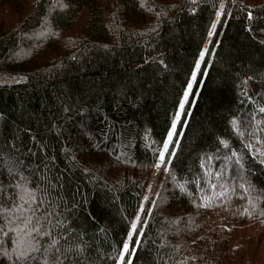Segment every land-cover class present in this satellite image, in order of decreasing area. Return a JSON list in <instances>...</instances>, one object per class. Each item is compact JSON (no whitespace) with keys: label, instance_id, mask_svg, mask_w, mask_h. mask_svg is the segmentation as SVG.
Wrapping results in <instances>:
<instances>
[{"label":"trees","instance_id":"obj_1","mask_svg":"<svg viewBox=\"0 0 264 264\" xmlns=\"http://www.w3.org/2000/svg\"><path fill=\"white\" fill-rule=\"evenodd\" d=\"M261 108L264 0H0V264H264Z\"/></svg>","mask_w":264,"mask_h":264},{"label":"snow or ice","instance_id":"obj_2","mask_svg":"<svg viewBox=\"0 0 264 264\" xmlns=\"http://www.w3.org/2000/svg\"><path fill=\"white\" fill-rule=\"evenodd\" d=\"M215 27V25H213ZM211 35V33H210ZM204 53L201 52V58H203ZM197 68H199V62H197ZM196 73H193V79H195ZM191 88V84H189ZM188 93H185V99H187ZM184 102H181V108H183ZM260 112H264V108L260 109ZM179 116V113H177ZM173 129H175V122L173 124ZM172 132L169 133V140L171 139ZM167 143H165V149H167ZM164 153H161V161H163ZM12 171V169H10ZM264 214V213H262ZM35 215V210H33V216ZM33 223V218L29 217L27 219V225ZM36 223L39 224L40 221L37 219ZM135 228V225H133ZM43 231L42 227H32L29 228L26 233V239L22 244H17V246L12 250L13 264H81L80 257L82 256L83 249H78L75 247H70L68 249H61L59 247V240L52 237L51 232L44 233L51 237V243L47 247H44L38 237ZM35 233V235H33ZM124 252H128V245L125 244ZM7 252H0V255H8ZM123 259V257H121ZM131 264V261H128Z\"/></svg>","mask_w":264,"mask_h":264},{"label":"rangeland","instance_id":"obj_3","mask_svg":"<svg viewBox=\"0 0 264 264\" xmlns=\"http://www.w3.org/2000/svg\"><path fill=\"white\" fill-rule=\"evenodd\" d=\"M205 47V46H204ZM203 52V51H202ZM188 91H189V86L184 90V92H183V95H182V98H185V93L187 92L188 93ZM132 229V226H131V228H130V230Z\"/></svg>","mask_w":264,"mask_h":264}]
</instances>
